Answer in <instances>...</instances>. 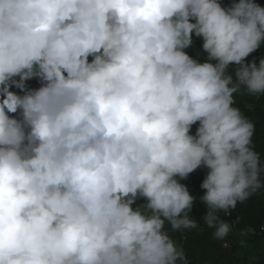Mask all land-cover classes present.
<instances>
[{
	"label": "clouds",
	"instance_id": "1",
	"mask_svg": "<svg viewBox=\"0 0 264 264\" xmlns=\"http://www.w3.org/2000/svg\"><path fill=\"white\" fill-rule=\"evenodd\" d=\"M261 47L254 0H0V264H190L172 233L198 228V168L225 241L264 189L234 99L264 97Z\"/></svg>",
	"mask_w": 264,
	"mask_h": 264
},
{
	"label": "trees",
	"instance_id": "2",
	"mask_svg": "<svg viewBox=\"0 0 264 264\" xmlns=\"http://www.w3.org/2000/svg\"><path fill=\"white\" fill-rule=\"evenodd\" d=\"M222 7H227L238 0H219ZM255 3L264 7V0H254ZM187 55L196 59L199 53L198 62H205L206 54L202 52V40L193 36V46L184 50ZM264 53V47L257 49L245 58V63L255 60L258 64L259 57ZM91 60V58H89ZM236 66H229V73L233 74ZM18 79V77L16 78ZM26 87L36 89L40 83L36 79L26 81ZM10 91L18 95L23 93L15 87ZM235 106L239 107L243 114L253 123V145L255 151L261 154V163L264 164V97L254 98L244 94H236ZM16 115V114H11ZM198 125H193L190 134H195ZM207 174V169L198 168L189 174L186 180L181 181L189 194L194 197L190 216L198 228L182 230L172 233L173 238L179 246L183 247L190 264H262L264 262V189L259 190L243 203H238L236 208L228 216L221 215L225 222H234L225 241H217L213 238L214 229L205 226L204 217L207 213L206 207L199 202L197 197L204 195L200 184ZM261 183H264V173L260 176ZM137 200V204L143 203ZM167 227V225H166ZM252 227L254 233L241 236L243 229ZM227 242V246H223Z\"/></svg>",
	"mask_w": 264,
	"mask_h": 264
},
{
	"label": "built area",
	"instance_id": "3",
	"mask_svg": "<svg viewBox=\"0 0 264 264\" xmlns=\"http://www.w3.org/2000/svg\"><path fill=\"white\" fill-rule=\"evenodd\" d=\"M223 246H227V242H224Z\"/></svg>",
	"mask_w": 264,
	"mask_h": 264
}]
</instances>
